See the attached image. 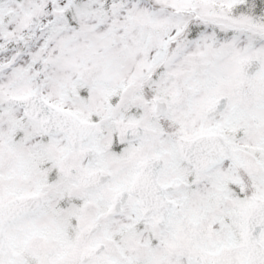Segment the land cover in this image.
<instances>
[{
  "label": "snow or ice",
  "instance_id": "snow-or-ice-1",
  "mask_svg": "<svg viewBox=\"0 0 264 264\" xmlns=\"http://www.w3.org/2000/svg\"><path fill=\"white\" fill-rule=\"evenodd\" d=\"M0 264H264V0H0Z\"/></svg>",
  "mask_w": 264,
  "mask_h": 264
}]
</instances>
